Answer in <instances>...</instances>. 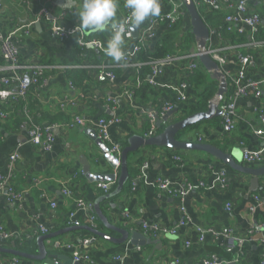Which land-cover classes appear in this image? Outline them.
Wrapping results in <instances>:
<instances>
[{"label":"crops","instance_id":"1","mask_svg":"<svg viewBox=\"0 0 264 264\" xmlns=\"http://www.w3.org/2000/svg\"><path fill=\"white\" fill-rule=\"evenodd\" d=\"M228 1L236 4L241 0ZM82 2L0 0V32L9 35L21 29L16 40L22 61L47 67L45 77L24 101V107L36 123L44 129H51L54 138L49 150L28 141L24 107V121L18 128L12 123L6 125L0 118V173L7 174L9 157L18 153L20 159L15 164L11 183L23 195L21 202L12 204L0 192V226L13 237L8 241L0 238V249L36 255L37 239L43 235L41 229L44 228L47 229L46 235L61 233L46 242L52 248L56 243L54 253L57 256L73 259L77 252L89 257L88 261H80L79 264H175L176 261L204 264V260L212 255L217 257L218 264H264V231L261 227L264 224V206L255 200L256 196L264 199V177L259 180L258 188H253L251 176L234 171L205 152L143 147L130 154L129 181L121 194L101 204L110 225L129 232L126 243L119 245L96 236L87 229L91 226L83 212L77 213L81 225L77 228L71 225L69 214L76 210L75 200L82 199L94 205L97 199L114 192L117 187V182H114L111 190L104 193L98 182L90 183L84 167L88 165L91 173H115L116 179L120 176L119 169H112L104 161L101 150L90 139L87 130L97 133L99 119L117 118L118 122L110 127L109 134L113 143L123 149L134 135L150 137L163 131L156 128L154 134L151 133L148 113H158L163 106H171L177 112L170 122L178 121L190 115L188 110L196 104L200 93L189 86L183 91L187 100L180 98V85L186 80V66L193 62L191 57L199 50L195 37L194 44L187 50L183 48L182 40L177 41L174 60L160 68L153 84L147 82L151 74L143 77L140 72L143 63L134 54V48L140 44L139 39L148 23L157 20L155 37L142 46L155 49L168 30V25L161 21L172 10L168 2L159 0L160 15L131 28L132 33L133 29L138 31V37L125 40V52L132 61L126 66H120L121 63L112 61L98 49H82L76 38L61 41L53 32V22L41 15V11L46 9L60 27L69 31L79 23L77 13ZM116 3L114 23L123 21L130 11L124 7L125 0H116ZM177 5L179 14L176 17L177 21H181L180 37H183L190 32V17L182 0H177ZM198 7L212 32L208 49L221 50L226 59L219 66L228 84L221 100L217 98L220 82L213 80L211 73L197 60L208 82L216 84V94L211 101L219 104L232 99L230 87L241 71L239 54L254 56L255 66L246 71V79L262 83L263 94L260 98L234 100L238 120L232 133L227 134L221 118H217L191 127L180 134L179 139L217 147L233 154L237 163L247 167L242 159L244 150H254L262 145L254 129L264 126V41L258 42V33L252 37L249 33L234 36L223 32L225 19L232 11L225 0H198ZM248 9L262 16L261 26H264V0H249ZM111 32L109 27L87 37L100 40L107 47ZM76 47L82 49L79 63L74 58ZM93 54L99 55V62H94ZM137 63L141 64L139 68L134 66ZM5 64L0 54V67ZM110 69L114 70L116 79L100 80V73ZM83 71H87L86 74ZM127 91L133 92L132 98L127 97ZM76 117L82 118L84 125L70 127L75 124ZM174 156L181 157L182 162L175 161ZM98 161H102L104 167ZM144 165L148 166L146 180L133 191L131 181L141 173ZM261 167L264 163L255 168ZM216 172L226 174L225 185L216 183ZM160 177L167 179L175 190L186 183L197 185L200 182L206 183V188L194 190L186 197L170 196L154 186ZM63 183H67L72 197L63 195ZM52 202L56 203L55 208L51 207ZM182 209L188 219L184 227L179 226ZM143 221L167 229L177 228L178 231L154 237L142 230ZM94 228L111 238L121 237L98 218ZM198 229L217 232L229 229L235 238V248L228 250L225 238L212 234H207L204 242H200ZM133 233L144 237V245L131 243ZM21 237L23 242L19 240ZM85 239L90 243L82 246L81 242ZM14 261L16 264H43L0 253V264H13ZM60 263L63 261L60 260Z\"/></svg>","mask_w":264,"mask_h":264},{"label":"built area","instance_id":"2","mask_svg":"<svg viewBox=\"0 0 264 264\" xmlns=\"http://www.w3.org/2000/svg\"><path fill=\"white\" fill-rule=\"evenodd\" d=\"M168 2L171 5L172 10L166 14L161 21L165 22L168 25V28L175 22H177V15L179 14V7L177 5V0H163ZM228 2V7L232 10L231 13L225 19V30L227 32L236 31L239 34H251L254 37L260 30L262 25V16L259 13H251L249 12V0H241L236 4L230 3V1L225 0ZM41 15L44 16L47 20L53 22L52 28L54 34L61 40H68L70 38H76L78 46L82 49H90L95 48L100 50L101 52H105L106 46L100 40L90 39L87 37L86 33H81L79 31L75 32V28H72L69 31L64 30L60 27L56 20L53 19L46 9L41 11ZM130 16V11L128 15L124 18L123 21L127 20ZM121 21V22H123ZM150 21V20H149ZM120 23V22H118ZM158 26L157 20H151L148 23L147 28L145 29L142 37L139 39V45H136L134 48V54L136 55L141 47L147 43L148 40H151L155 37L156 34V27ZM21 29H18L14 33L9 35H3L0 32V54L3 60L6 62L5 66L0 67V104L8 103L10 101H26L28 94L35 88L38 87L41 81L42 76L45 73L46 66L32 63V62H23L20 56V49L19 43L16 40L17 33ZM112 35V32H111ZM125 40H132L133 33L131 28H129L124 36ZM207 53L211 56V58L216 61L219 66L223 65L226 61L225 56L221 52V50H212L209 49ZM200 54H194L191 58L194 61L189 64L185 71L186 79L187 76L194 74L196 70H198L201 66L197 62L199 59ZM177 59V58H176ZM174 60V56H169L165 60H159L152 63V72L151 77L147 80L148 83H154V77L158 75L160 68H162L168 62ZM238 60L241 64V71L238 74V77L233 80V93L232 99L223 103H219V109L221 111V124L223 130L229 134L232 133L236 129L237 125V111L236 105L234 100L237 99H249L251 97L260 98L263 94V89L261 87L262 83L255 82L252 80L246 79V71L249 68L255 66V58L252 55H244L239 54ZM130 56L125 55L124 60L121 62L120 66L129 65L131 63ZM136 68H139L141 64L137 63L134 65ZM68 69V67L66 68ZM100 80H115L116 76L114 72H102L99 75ZM181 92L180 98L182 101L187 100V96L183 93L184 90L189 88L186 80L181 83ZM128 98L133 97V92H126ZM63 105V104H62ZM173 108L171 106H163L161 117L165 116L169 111H172ZM13 110L7 113H4L0 108V118L7 119ZM155 115L157 113L151 111L148 113V118L151 125V133L154 134L156 131V119ZM24 116L26 117V124L28 125V141L33 145H38L43 147L45 150H49L51 148V144L54 140L53 135L51 133V129H44L40 124L36 123L32 116L30 115L28 109L24 107ZM118 122L117 118H101L97 123V134L98 137L105 143L109 144L111 147V152L117 156H120L122 152V147L119 144L113 143L111 140L109 130L110 127ZM85 121L80 118L76 117L75 124H72L70 127H74L75 125H84ZM254 134L257 138L260 139L262 145L254 150H244L242 159L245 165L249 167H258V165H262L264 163V126L260 128L254 129ZM20 159L18 153H14L9 157L8 164H7V174L0 173V192L4 193L8 198L9 202L12 204H16L22 201L23 195L19 192L11 183L14 173V167L17 161ZM175 161L182 162V158L179 156H174ZM148 168L147 165L142 166L141 173L137 175L131 181L132 190H137L139 184L146 180L145 170ZM215 181L219 185L226 184V174L224 172H216L214 174ZM114 183H99L98 187L104 191V193H108ZM159 191L166 193L170 196H180L186 197V195L194 190L204 189L206 188V183L200 182L197 185H192L190 183L183 184L179 187L178 190H175L171 183L164 178H158L154 185ZM62 193L65 197H72L73 193L68 188L67 183L62 184ZM45 197V195H43ZM255 200L260 205L264 206V199L255 197ZM76 203V210L69 214V219L71 220V225L75 227H79L81 225L80 221L77 220V213L83 212L88 222L90 223L91 227H95V222L97 220L94 205L91 203H87L82 199L75 200ZM230 206V205H228ZM51 207L55 208L56 203L52 202ZM187 215L184 209H182V218L180 221V227H184L187 224ZM142 230L145 233H148L154 237L157 236H166L167 234H176L178 229H167L162 227L158 224H149L148 222L141 223ZM262 230L264 231V224H262ZM41 232L43 234L47 233V229L42 228ZM199 234V241L204 242L205 237L207 234H212L216 237L223 236L226 240V248L228 250H232L235 248V238L232 235V232L229 229H224L221 232L214 231L213 229H198ZM0 238L2 240L8 241L12 239V235L7 232L2 226H0ZM20 242H23L24 239L21 237ZM264 242V240H263ZM90 240H82V246L88 245ZM242 243H240L241 246ZM190 246V243H187ZM73 260L75 262L80 261H88L89 257L86 255H81L80 253H74ZM217 257L215 255L209 256L208 259L204 260V264H218ZM13 264H16L14 261ZM175 264H183L179 261H176Z\"/></svg>","mask_w":264,"mask_h":264},{"label":"water","instance_id":"3","mask_svg":"<svg viewBox=\"0 0 264 264\" xmlns=\"http://www.w3.org/2000/svg\"><path fill=\"white\" fill-rule=\"evenodd\" d=\"M186 10L190 17V32L195 37L199 50V62L205 70L211 73V78L220 82L219 90L217 93L218 99H223L224 94L227 92V81L225 75L222 73L218 63L214 61L211 56L207 53L208 42L212 36V32L207 25L206 20L203 18L198 7V0H182ZM133 36L138 37V31L133 29ZM176 110L169 111L165 116L161 117L155 115L156 128L158 130H163L160 134L142 137L134 135L128 141V145L123 147L120 156L115 155L111 152V147L109 144L103 142L95 131L87 130V134L90 139L95 143V145L101 150L104 161L114 170H120V176L116 179L115 173H91L90 167L87 165L84 167V173L89 179L90 183H114L117 182V187L114 192L104 195L103 197L97 199L94 203V211L97 215L98 220H100L107 228L117 231L121 237L119 239L111 238L103 233L95 230L93 227H88L91 232L96 236L102 237L108 241L115 244L122 245L126 243L129 239V232L124 229L116 228L110 225L107 217L102 211L101 204L104 201H109L121 194L127 182L129 181V167L128 158L130 154L136 153L143 147H160L169 148L177 151H200L205 152L213 156L214 158L221 161L223 164L229 166L234 171L243 173L245 175L252 177L253 188H258L259 180L264 177V167L255 168L249 166H243L236 161V157L233 154H227L223 150L207 144H196L192 142L184 141V139H179V135L189 130L191 127L206 121H212L214 119L220 118L221 111L217 102L211 101L208 104V108L204 112H198L191 114L178 121L170 122V118L176 113ZM243 155V154H242ZM99 165L104 167L102 161H98ZM77 228V227H75ZM61 233L54 234H43L37 239L38 252L36 255L24 253L22 251H14L7 249H0V253L6 255H13L19 258H25L36 262H43V264H79L73 259L64 256H57L54 253V248L57 249L56 243L52 247H48L46 242L51 241ZM131 243L135 246L144 245V237L140 233H133L131 236ZM60 260L63 263H60ZM235 264V263H230Z\"/></svg>","mask_w":264,"mask_h":264},{"label":"trees","instance_id":"4","mask_svg":"<svg viewBox=\"0 0 264 264\" xmlns=\"http://www.w3.org/2000/svg\"><path fill=\"white\" fill-rule=\"evenodd\" d=\"M179 20L173 23L168 28L165 35L158 42L154 50H151L148 46L141 47L140 51L136 54L138 60L141 61V63H143L142 66L139 68L143 77H145L148 74H151L153 62H156L159 60H165L167 57L173 56V54L176 53L177 51L176 43L178 40L183 41V45H184L183 48H185L186 50L189 49L194 44V36L190 32L186 33L183 37H180L181 21ZM261 27L262 28H260L259 32L262 30V33L259 34L258 32L257 34L258 42L264 41V26H261ZM221 28L222 29L224 28V24H222ZM223 32L229 35H234V36H244V34L241 35L237 33L236 31L226 32V30L223 29ZM90 33L91 32H86L87 36H89ZM93 35H95V33H92V36ZM81 50L82 49L80 47L79 48L76 47L74 51V58L76 62L78 63L80 62L79 60L80 54H82ZM92 56L94 58V62H99V59H100L99 55L93 54ZM109 71L114 72V70L112 69H110ZM86 72L87 71H83L82 73L86 74ZM44 77H45V74L42 76L40 83L42 82ZM186 82L190 87L200 92L198 94V101L196 102L194 106H192L188 110V113L191 115L194 113L206 111L208 108V104L214 98L216 94V90H217L216 84L213 81L208 82L205 73H203L200 68L196 70L194 74L187 76ZM230 89H231V92H233V86H231ZM30 94L31 92L28 94V96ZM23 107H24V101H21V100L10 101L8 103L0 104V108L4 113H7L13 110V113L7 119H4L5 124L8 125L9 123H12L17 128L20 127V124H22V122L24 121L23 116H22ZM161 112H162V109H159L157 114L160 116Z\"/></svg>","mask_w":264,"mask_h":264},{"label":"clouds","instance_id":"5","mask_svg":"<svg viewBox=\"0 0 264 264\" xmlns=\"http://www.w3.org/2000/svg\"><path fill=\"white\" fill-rule=\"evenodd\" d=\"M124 7L130 10V16L120 23L113 22L117 13L116 0H83L77 13L79 23L75 32H103L111 27L112 35L105 52L116 63H121L126 55L124 39L126 31L132 27H139L150 17L160 15L159 0H125Z\"/></svg>","mask_w":264,"mask_h":264},{"label":"rangeland","instance_id":"6","mask_svg":"<svg viewBox=\"0 0 264 264\" xmlns=\"http://www.w3.org/2000/svg\"><path fill=\"white\" fill-rule=\"evenodd\" d=\"M201 13H202V11H201Z\"/></svg>","mask_w":264,"mask_h":264}]
</instances>
